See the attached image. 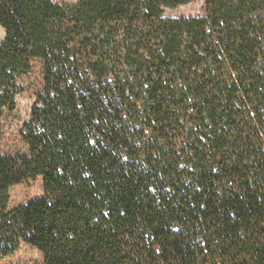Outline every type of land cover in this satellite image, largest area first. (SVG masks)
Returning a JSON list of instances; mask_svg holds the SVG:
<instances>
[{
	"label": "trees",
	"instance_id": "trees-1",
	"mask_svg": "<svg viewBox=\"0 0 264 264\" xmlns=\"http://www.w3.org/2000/svg\"><path fill=\"white\" fill-rule=\"evenodd\" d=\"M192 1L0 0V141L43 68L25 151H0V260L264 264V0L164 16Z\"/></svg>",
	"mask_w": 264,
	"mask_h": 264
},
{
	"label": "rangeland",
	"instance_id": "rangeland-1",
	"mask_svg": "<svg viewBox=\"0 0 264 264\" xmlns=\"http://www.w3.org/2000/svg\"><path fill=\"white\" fill-rule=\"evenodd\" d=\"M60 4L73 5L79 0H53ZM205 15L204 0H194L176 8H166L164 16L170 18L200 17ZM4 38V30L0 27V42ZM42 64L35 62L33 70L22 78L23 91L16 96V106L11 112H6L2 120L3 137L0 141V151L6 154H16L26 149L21 139L23 124L28 120L31 107L37 93L42 89ZM9 209L43 195V180H35L15 185L9 191ZM43 260L41 253L34 247L21 244L11 255L0 260V264H40Z\"/></svg>",
	"mask_w": 264,
	"mask_h": 264
}]
</instances>
